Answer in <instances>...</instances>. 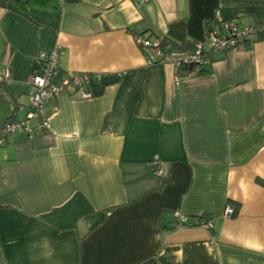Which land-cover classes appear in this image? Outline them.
<instances>
[{
    "label": "crops",
    "instance_id": "obj_1",
    "mask_svg": "<svg viewBox=\"0 0 264 264\" xmlns=\"http://www.w3.org/2000/svg\"><path fill=\"white\" fill-rule=\"evenodd\" d=\"M216 18L264 30V0H0V129L26 118L43 50L91 93L2 138L0 264H264V39L186 77L138 43L206 42Z\"/></svg>",
    "mask_w": 264,
    "mask_h": 264
},
{
    "label": "built area",
    "instance_id": "obj_2",
    "mask_svg": "<svg viewBox=\"0 0 264 264\" xmlns=\"http://www.w3.org/2000/svg\"><path fill=\"white\" fill-rule=\"evenodd\" d=\"M225 21V20H222ZM258 27L251 25H241L236 20L225 21L222 26H215L206 32V41L211 48L217 51H227L239 46L253 43L256 37ZM142 42L146 47H153L154 52L146 56L151 63H171L174 66L180 64L182 61L198 60L197 53H189L187 51L173 50L164 53L159 47L158 40L147 38H139L138 42ZM202 43L199 42V50L202 48ZM60 57L61 51L59 47L50 50L41 51L38 60L40 63V70L37 73H32L27 78V83L34 88L30 96V103L28 104V113L26 118L22 120L10 119L0 129V144L2 138L10 132L16 130L31 131L33 127L29 125V121L33 118L40 117V108L42 104L48 99L60 92L70 91L75 87L80 92L81 97H89L91 93L82 89V84L87 80L86 73H64L60 74ZM155 61V62H154ZM11 76L9 68L0 70V81L4 82ZM23 108V107H22ZM48 121L42 119L36 128L46 129ZM157 160V158H155ZM155 160V162H157ZM225 217H234L235 208L232 205L226 207L224 211ZM176 217L182 223L188 221V217L176 213ZM202 225L209 227L212 222L202 221ZM181 227L180 223L177 225Z\"/></svg>",
    "mask_w": 264,
    "mask_h": 264
},
{
    "label": "trees",
    "instance_id": "obj_3",
    "mask_svg": "<svg viewBox=\"0 0 264 264\" xmlns=\"http://www.w3.org/2000/svg\"><path fill=\"white\" fill-rule=\"evenodd\" d=\"M16 1L17 0H8L9 6L13 7L14 2H16ZM18 1H24V0H18ZM28 1L29 0H27V2ZM62 1L76 2L78 0H62ZM225 21H222L218 18H216L214 20L207 21L206 22V32L209 29L214 28L215 26H222ZM227 21H231V20H227ZM141 37L147 38V39H152L151 36H145L144 34L139 35L138 39ZM260 39H264V30L261 28H258L256 37L254 38V41L260 40ZM152 40H158L159 41L158 45L164 53L171 52L173 50H177V51H187L189 53H197L199 55L198 60L182 61L180 64L175 65L178 77H186V76H189L192 74L207 73L209 71V69H208L209 65H211V63L213 62V55L215 54V52H218L217 50H214L213 48H211L208 41L203 42L202 48L199 50V42H197V41H194V42L189 41V42H184V43L180 44L174 40H171V39H168L165 37L164 38L158 37V38L152 39ZM138 43H139L140 47L143 49L145 56H149L152 52H154L153 47H146L140 41ZM64 73H68V72H65L64 70L60 69V74H64ZM27 113H28V107H27ZM13 118L18 119L16 116H12V118H10V119H13ZM10 119H8L7 121H9ZM18 120H22V119H18ZM16 131H23V130H16ZM16 131H14V132H16ZM10 133H13V132H10ZM10 133H8V134H10ZM155 160L156 159H154L150 163L151 167H152V174H155L158 171L159 160L157 159L156 160L157 162H155ZM163 184H164V182L157 189L160 190L162 188ZM202 221L209 222V223L212 222L211 218H209L205 214H202V215L198 216L196 218V221H194V222H191V221L188 222L187 221V222L182 223L181 220L177 219V221H175V223L172 225V228L179 227V226H177L179 223L181 226L202 225ZM207 228H209L213 232V226H209Z\"/></svg>",
    "mask_w": 264,
    "mask_h": 264
}]
</instances>
